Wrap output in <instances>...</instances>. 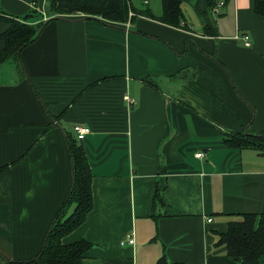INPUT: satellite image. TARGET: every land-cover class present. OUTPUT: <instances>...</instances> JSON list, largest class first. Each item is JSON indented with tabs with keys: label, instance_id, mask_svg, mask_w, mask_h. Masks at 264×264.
I'll return each instance as SVG.
<instances>
[{
	"label": "crops",
	"instance_id": "obj_1",
	"mask_svg": "<svg viewBox=\"0 0 264 264\" xmlns=\"http://www.w3.org/2000/svg\"><path fill=\"white\" fill-rule=\"evenodd\" d=\"M48 2L0 0V7L19 17L34 10L35 23L51 16ZM131 2L163 12L160 0ZM184 5L189 30L145 16L127 27L82 13L50 21L20 55L31 83L13 60L2 63L9 68L0 69V166L8 164L0 171L2 256L40 251L72 182L64 131L82 124L92 210L60 241L91 242L84 264H156L162 255L168 264H237L214 246V232L264 210V151L228 148L223 137L250 122L264 131V17L252 0H227L217 15L206 0ZM198 8L216 37L201 35ZM6 26L0 20V32ZM238 32L250 36L249 47L233 38ZM156 186L165 205L154 218ZM130 233L134 244H121Z\"/></svg>",
	"mask_w": 264,
	"mask_h": 264
},
{
	"label": "trees",
	"instance_id": "obj_2",
	"mask_svg": "<svg viewBox=\"0 0 264 264\" xmlns=\"http://www.w3.org/2000/svg\"><path fill=\"white\" fill-rule=\"evenodd\" d=\"M49 1L47 12L51 16L35 23L30 22L34 16L39 15L38 13L36 15L34 10L23 17H19L7 13L0 7V20L7 25L0 32V41L2 42L0 64L7 60L15 61L18 72L30 83L31 81L21 63V52L25 47L37 40L47 23L61 16L69 17L82 13L86 18H95L107 26L108 23L122 26L126 22H133L137 16H145L164 25L183 30H189L191 25L188 23L183 11V0H160L163 11L160 16H155L147 6L134 5L131 0ZM218 1L206 0L207 10L212 11ZM252 8L254 13L262 16V18L264 17V0H252ZM129 11L133 12L130 17L128 15ZM198 11L200 12L199 8ZM200 13L205 17V25L201 29V35L216 37L218 32L216 26L212 24V21L207 16L208 13ZM199 51L206 53L200 49ZM208 56L218 62L219 65H223L215 55L208 54ZM222 67L225 69L224 66ZM227 76L231 81L228 73ZM107 79L104 78L103 80ZM92 85H95V83L90 84V86ZM33 90L39 98L38 92L34 87ZM42 105L45 109L47 108L45 103H42ZM48 115L50 122H58L57 116ZM250 124L251 122L240 131H228V133L224 134L223 143L228 148H254L264 151V131H254L252 133ZM64 135L72 166V182L69 191L49 225L40 251L34 257L31 256V258L23 260H11L0 253V259L3 264H84V254L92 247V243L85 239H80L69 244H63L60 240L64 235L80 226L85 221L89 211L92 210V171L88 156L73 130L71 132L65 130ZM7 166L8 164L0 166V171ZM164 205L162 190L156 186L152 196V217L155 218L162 215L160 210ZM70 208L71 211L68 212ZM214 236L216 237L214 246L225 247L226 255L235 259L237 264H262L264 258V210L256 214L242 213L239 218L228 220L226 231L214 232ZM156 264L168 263L162 255Z\"/></svg>",
	"mask_w": 264,
	"mask_h": 264
},
{
	"label": "built area",
	"instance_id": "obj_3",
	"mask_svg": "<svg viewBox=\"0 0 264 264\" xmlns=\"http://www.w3.org/2000/svg\"><path fill=\"white\" fill-rule=\"evenodd\" d=\"M144 4L148 3V0H142ZM225 4V0H219L217 2V4L215 5V7L212 9L213 10V14L217 15L220 12V9L222 8V6ZM129 13V17L131 16V12ZM125 27L129 26V22H126ZM233 38L235 40H242V43L244 46L249 47L251 45V39L250 36L246 33H236ZM124 99L127 102L128 105L134 103V101L128 96V95H124ZM73 132L75 133V136L77 138V140H82L84 139V137L86 136V134L89 132V128L85 125L82 124H75L72 127ZM203 155V152H197L196 156L201 157ZM129 244V245H133L134 244V237L133 234L130 233L126 236V238L121 241V244Z\"/></svg>",
	"mask_w": 264,
	"mask_h": 264
},
{
	"label": "rangeland",
	"instance_id": "obj_4",
	"mask_svg": "<svg viewBox=\"0 0 264 264\" xmlns=\"http://www.w3.org/2000/svg\"><path fill=\"white\" fill-rule=\"evenodd\" d=\"M185 6H187V5H184V10H183V11H184L185 14H186V18H188V16H189L190 14H189V12L186 11V7H185ZM129 12H131V11H129ZM132 13H133V12H131V14H132ZM128 15H129V14H128ZM125 29H128V28H125ZM13 63H14V64H17L15 61H13ZM3 64H4V63H3ZM3 64L0 65V66H2V67H0V69H1V71H2V74H6V70L9 69V68H8L7 63H6V65H3ZM11 73H12V71H11ZM16 75H17V73H16ZM251 131H252V129H251ZM253 132H254V130L252 131V133H253ZM70 211H71V208H70V210H69L68 212H70ZM263 259H264V258H263Z\"/></svg>",
	"mask_w": 264,
	"mask_h": 264
}]
</instances>
